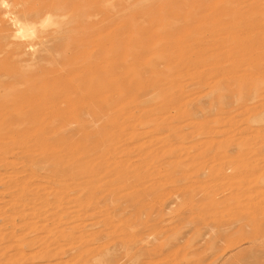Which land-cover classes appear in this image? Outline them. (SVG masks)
<instances>
[{
    "label": "rangeland",
    "instance_id": "rangeland-1",
    "mask_svg": "<svg viewBox=\"0 0 264 264\" xmlns=\"http://www.w3.org/2000/svg\"><path fill=\"white\" fill-rule=\"evenodd\" d=\"M33 1L24 0L22 8L48 4L46 0ZM194 2L67 0L65 10L57 12H65L67 17L57 18V26L42 29L40 39L33 40H41L47 64L53 62L50 67L43 63L49 70L46 80L17 83L18 87L12 85L19 82L13 76L24 70L20 69L23 65L19 61L20 65H14L13 41H4L0 34V264H264V0ZM14 9L19 7L10 11ZM82 13L93 16L90 21L77 18ZM0 15L2 18L1 9ZM74 16L76 25L68 23ZM2 19L3 34L8 36L14 26ZM20 43L23 47L28 44ZM25 51L24 59H29L31 52ZM92 72L97 75L94 80ZM40 88L45 106L48 104L46 115L39 122L14 125L16 114L27 110L19 104L16 89L17 93L38 95ZM87 101L92 102L95 116L102 118L88 112H84L89 114L86 119L84 113L73 118L72 111L83 109ZM88 118L101 128L98 132L100 128L94 127L96 136L89 131L94 125ZM68 119L72 124L65 127L62 124L67 125ZM57 129L62 130L60 134ZM49 160H64L59 170L53 167L61 182L52 185L45 168L38 167ZM86 163H96L91 166L94 187L78 170ZM67 165L73 166V172ZM29 172L37 175L29 180L33 186L27 190L21 183ZM41 189L55 194L50 192L48 199ZM56 203L59 211L53 207ZM60 214L65 215L58 217Z\"/></svg>",
    "mask_w": 264,
    "mask_h": 264
},
{
    "label": "bare ground",
    "instance_id": "bare-ground-1",
    "mask_svg": "<svg viewBox=\"0 0 264 264\" xmlns=\"http://www.w3.org/2000/svg\"><path fill=\"white\" fill-rule=\"evenodd\" d=\"M10 1V0H9ZM12 2H7V1H4V0H0V9H1V13H3V17L2 18H6V20H10L11 21V23L10 24H13V26H14V30L8 35V36H4V31H6V30H4L3 29V19L0 17V34H1V39H4V41L6 40V39H11V41H13L12 43H11V45H14L13 46V50H12V52H11V54L13 55V56H15L14 58H16L17 60V62L16 61H14L15 62V64H14V62H13V64L14 65H16V63H18V61H19V63H21V65H23V67L22 68H20V69H24L23 71H20L19 69V71H18V73L17 74H15L13 77H15L14 78V80L16 79V78H18V79H16L17 81H19V82H16V81H14V82H12V85L14 84L16 87H18L17 86V83L18 84H20V83H22V84H29V83H31V82H33V81H40V82H42L43 80L45 81L46 80V78H45V76L48 74V71L49 70H47V69H45L44 67H43V63H45V64H47V62H48V58L46 57V56H48V55H46L47 54V50L44 48H42V47H40V45H41V40L38 42V43H34L33 42V40H36V39H38L39 38V36H38V34H40L41 33V30L42 29H44V28H46V27H52V26H54V25H56L57 26V24L56 23H58L57 21H56V19L57 18H63V19H65L67 16H66V13L64 12L63 14H60L59 13V15H57V12H59L60 10L59 9H61V10H65V7H66V5H68L69 3H70V1H69V3L67 4V0H46V3H48V4H46V5H39L40 7L39 8H35V7H33V9L31 8H29V9H26V8H22L23 7V2H24V0H11ZM42 1H44V0H42ZM80 1V0H79ZM93 1V0H92ZM96 2L98 1V0H95ZM111 1V0H110ZM142 1H145V0H142ZM190 1V0H189ZM191 1H193V3H195L194 2V0H191ZM196 1V0H195ZM203 1V0H202ZM205 1V0H204ZM207 1V0H206ZM30 2H31V0H30ZM29 2V3H30ZM32 2H35V1H33L32 0ZM76 2V1H75ZM77 2H78V0H77ZM109 2V1H108ZM201 2V1H200ZM10 3V4H9ZM26 3H28V0H27V2ZM38 3V2H37ZM72 3V2H71ZM90 3V2H89ZM102 3V2H101ZM100 3V4H101ZM134 3V2H133ZM146 3V2H145ZM152 3V2H151ZM205 3V2H204ZM209 3V2H208ZM31 4V3H30ZM38 4H40V3H38ZM73 4H74V2H73ZM83 4V3H82ZM81 4V5H82ZM99 4V3H98ZM179 4H181V3H179ZM196 4V3H195ZM200 4V3H199ZM198 4V5H199ZM203 4V3H202ZM207 4V3H206ZM206 4H204V5H206ZM26 5V4H25ZM24 5V6H25ZM34 5V4H33ZM72 5V4H71ZM80 5V4H79ZM80 5V6H81ZM102 5V4H101ZM182 5V4H181ZM32 6V5H31ZM38 6V5H37ZM76 6V8H77V4L75 5ZM88 6V5H87ZM90 6V5H89ZM131 6V5H130ZM196 7H197V5H195ZM200 6H203V5H200ZM207 6H208V4H207ZM13 8V7H19V10L17 11L16 9H14V10H16V11H10V8ZM74 7V6H73ZM83 7V6H82ZM107 7V6H106ZM135 7H137V6H135ZM183 7H185V6H183ZM182 7V8H183ZM204 7V6H203ZM68 8V7H67ZM112 8V7H111ZM114 8H116V7H114ZM133 8V7H132ZM145 8V7H144ZM161 8V7H160ZM172 8V7H171ZM207 8V7H206ZM2 9L4 10V12H2ZM80 9H82V8H80ZM84 9V8H83ZM96 9V8H95ZM137 9V8H136ZM59 10V11H58ZM68 10V9H67ZM81 11V10H80ZM79 11V12H80ZM91 11V10H90ZM123 11V10H122ZM126 11V10H125ZM141 11V10H140ZM161 11V10H160ZM178 11H179V9H178ZM74 12V11H73ZM79 12H77V13H79ZM108 12H110V11H108ZM124 12V11H123ZM69 13H70V10H69ZM181 13V12H180ZM68 14V13H67ZM111 14V13H110ZM202 14V13H201ZM92 14L91 13H82L81 14V16H76L77 18H81L82 20L84 19H86V20H88V21H90L89 19H91V17L93 16H91ZM193 15V14H192ZM1 16V15H0ZM140 16V15H139ZM76 17L74 16V17H72L71 18V20H69V22L68 23H71V22H73V24H75L74 23V20H76ZM97 17V16H96ZM137 17V16H136ZM94 18V17H93ZM92 18V19H93ZM124 18V17H123ZM122 18V19H123ZM139 18V17H138ZM102 19V18H101ZM121 19V18H120ZM67 20V19H66ZM94 20V19H93ZM109 20V19H108ZM116 20V19H115ZM176 20V19H175ZM127 21V20H126ZM179 21V20H178ZM5 22V21H4ZM127 23V22H126ZM208 23V22H207ZM77 24V23H76ZM75 24V25H76ZM89 24H91V23H89ZM88 24V25H89ZM108 24V23H107ZM128 24V23H127ZM150 24V23H149ZM174 24V23H173ZM178 24V23H177ZM3 25V26H2ZM86 25V24H85ZM84 25V28L86 27ZM93 25V24H92ZM132 25H133V23H132ZM138 25V24H137ZM74 26V25H73ZM82 26V25H81ZM11 27H12V25H11ZM75 27H77V26H75ZM79 27H80V25H79ZM78 27V28H79ZM88 27V26H87ZM86 27V28H87ZM92 27V26H91ZM122 27V26H121ZM70 28H72V27H70ZM88 28H90V25H89V27ZM87 28V29H88ZM146 28H147V26H146ZM186 28H188V27H186ZM52 29V28H51ZM80 29V28H79ZM83 29V28H82ZM92 29H94V28H92ZM178 29V28H177ZM67 30V29H66ZM130 30V29H129ZM133 30V29H132ZM139 30V29H138ZM8 31H10V30H8ZM63 31V30H62ZM71 31V30H70ZM84 31V30H83ZM86 31V30H85ZM147 31V30H146ZM49 32V31H48ZM68 32V31H67ZM73 32V31H72ZM75 32H78V31H75ZM80 30H79V34H80ZM174 32V31H173ZM45 33V32H44ZM63 33H65V32H63ZM95 33V32H94ZM145 33V32H144ZM48 34V33H47ZM62 34V32L60 33V35ZM67 34V33H66ZM76 34V33H75ZM85 34V33H84ZM149 34V33H148ZM51 35V34H50ZM68 35V34H67ZM70 35V34H69ZM74 35V34H73ZM142 35V34H141ZM47 36H49V35H47ZM47 36H45V37H47ZM64 36L65 37H67L65 34H64ZM78 37L79 36H82V34L81 35H77ZM145 36V35H144ZM168 36V35H167ZM42 38H44L43 36H41ZM50 37V36H49ZM85 37V36H84ZM90 37H92V36H90ZM141 37H143V36H141ZM41 38V39H42ZM48 38V37H47ZM155 38V37H154ZM0 39V40H1ZM40 39V38H39ZM74 39V38H73ZM87 38L85 37V40H86ZM126 39V38H125ZM47 40V39H46ZM78 40H80V39H78ZM78 40H77V42H78ZM82 40V39H81ZM80 40V41H81ZM84 40V39H83ZM88 40V39H87ZM86 40V41H87ZM99 40H101V39H99ZM113 40V39H112ZM133 40V39H132ZM9 42H10V40H8ZM43 41H44V39H43ZM145 41V40H144ZM20 42H27L28 44L26 45V47H23V43H20ZM45 42V41H44ZM68 42V41H67ZM74 42V41H73ZM91 42V41H90ZM131 42V41H130ZM3 43V42H2ZM98 43V42H97ZM156 43V42H155ZM0 44H1V42H0ZM43 44V43H42ZM65 44H66V42H65ZM69 44V43H68ZM70 44H72L71 42H70ZM118 44V43H117ZM123 44V43H122ZM95 45H96V43H95ZM8 46V43H7V45H6V47ZM10 46V45H9ZM77 46V45H76ZM3 47L5 48V46L3 45ZM2 47V48H3ZM12 47V46H11ZM39 47H40V50H39ZM47 47V46H46ZM63 47V46H62ZM67 47H70L69 45L67 46ZM42 48V49H41ZM66 48V47H65ZM102 48V47H101ZM25 49L27 50V51H30L31 53H30V55H29V59H24V57H25V55H27V53H26V51H25ZM132 49V48H131ZM50 50H52V48H50ZM55 50L57 51V49H55L54 48V51L52 50V52H54V53H57V52H55ZM64 50V49H63ZM98 50V49H97ZM125 50H127V49H125ZM168 50V49H167ZM166 50V51H167ZM61 51V50H60ZM101 51V50H100ZM122 51V50H121ZM135 51V50H134ZM213 51V50H212ZM71 52V51H70ZM74 52V51H73ZM120 52V51H119ZM131 52V51H130ZM157 52V51H156ZM210 52V51H209ZM42 53V54H41ZM53 53V54H54ZM62 53H63V51H62ZM171 53V52H170ZM61 54V53H60ZM117 54V53H116ZM156 54V53H155ZM5 55H6V53H5ZM5 55H4V57H5ZM50 55V54H49ZM55 55V54H54ZM57 55V54H56ZM119 55V54H118ZM180 55V54H179ZM211 55V54H210ZM209 55V56H210ZM221 55V54H220ZM52 56V55H51ZM61 56V55H60ZM97 56V55H96ZM120 56H121V54H120ZM136 56V55H135ZM217 56V55H216ZM93 57V56H92ZM98 57V56H97ZM100 57V56H99ZM111 57H113V56H111ZM118 57V56H117ZM174 57V56H173ZM180 57V56H179ZM3 58V57H2ZM1 58V59H2ZM9 58H11V55H10V57ZM116 58V57H115ZM121 58V57H120ZM119 58V59H120ZM106 59V58H105ZM118 59V60H119ZM4 60H8L7 62H9V59L6 57V59L4 58ZM3 60V61H4ZM53 60V59H52ZM97 60V59H96ZM11 61V60H10ZM100 61V60H99ZM163 61V60H162ZM209 61V60H208ZM82 62V61H81ZM91 62H93V61H91ZM95 62V61H94ZM18 63V64H19ZM23 63V64H22ZM53 62H51V64H52ZM68 63L69 62H67V65H68ZM121 63V62H120ZM50 64V62H49V64H47V65H49L48 67H50V66H52ZM55 64V63H54ZM61 64V63H60ZM122 64H124V63H122ZM162 64V63H161ZM13 65V66H14ZM20 65V64H19ZM18 65V66H19ZM62 65V64H61ZM70 65V64H69ZM96 65V64H95ZM100 65V64H99ZM171 65V64H170ZM215 65V64H214ZM44 66H46V65H44ZM56 66V65H55ZM20 67V66H19ZM19 67H17V68H19ZM64 67H65V65H64ZM125 67V66H124ZM170 67V66H169ZM214 67V66H213ZM54 68V67H53ZM62 68H63V66H62ZM72 68V67H71ZM98 68V67H97ZM110 68V67H109ZM116 68V67H115ZM120 68V67H119ZM157 68V67H156ZM161 68V67H160ZM15 69V68H14ZM105 69V68H104ZM95 70V69H94ZM107 70V68L105 69V71ZM170 70V69H169ZM17 71V70H16ZM62 71V70H61ZM101 71V73H103L102 72V69L100 70ZM110 71V70H109ZM168 71V70H167ZM166 71V72H167ZM212 71V70H211ZM65 72H67V71H65ZM112 72H113V70H112ZM14 73V72H13ZM63 73V72H62ZM68 73V72H67ZM93 73V72H92ZM97 73V72H96ZM105 73V72H104ZM122 73V72H121ZM54 74H56V73H54ZM63 74H65V73H63ZM78 74V73H77ZM100 74V73H99ZM110 74V73H109ZM113 74H114V72H113ZM11 75V74H10ZM13 75V74H12ZM12 75L10 76V77H12ZM58 75V74H57ZM93 77H91L92 79L95 77V76H97V75H95L94 73H93ZM106 75H108L107 73H106ZM126 75V74H125ZM124 75V76H125ZM164 75V74H163ZM205 75H207V74H205ZM259 75V74H258ZM90 76H91V74H90ZM103 76V75H102ZM110 76V75H109ZM9 77V76H8ZM47 77V76H46ZM89 77V76H88ZM99 77V76H98ZM103 77H105V76H103ZM129 77V76H128ZM56 79H57V77H55ZM108 78V77H107ZM119 78V77H118ZM61 79V78H60ZM98 79V78H97ZM168 79V78H167ZM4 80V79H3ZM10 80V79H9ZM59 79H57V81H58ZM67 80H68V78H67ZM94 80V79H93ZM110 80V79H109ZM113 80V79H112ZM144 80V79H143ZM203 80V79H202ZM201 80V81H202ZM10 81H12V80H10ZM43 81V82H44ZM60 81V80H59ZM65 81V80H64ZM77 81V80H76ZM133 81V80H132ZM135 81V80H134ZM205 81V80H204ZM3 82V81H2ZM62 82V81H61ZM68 82V81H67ZM106 82H107V79H106ZM105 82V83H106ZM120 82V81H119ZM5 83H6V81H5ZM16 83V84H15ZM54 83V82H53ZM63 83V82H62ZM72 83V82H71ZM1 84V83H0ZM47 84V83H46ZM112 84V83H111ZM129 84V83H128ZM133 84V83H132ZM131 84V85H132ZM21 85V84H20ZM19 85V86H20ZM45 85V84H44ZM43 85V86H44ZM52 85V84H51ZM56 85H58V83H56ZM123 85V84H122ZM121 85V86H122ZM126 85V84H125ZM24 86V85H23ZM47 86H49V85H47ZM127 86V85H126ZM133 86V85H132ZM26 87V86H25ZM28 87H29V85H28ZM46 87V86H45ZM58 87V86H57ZM111 87V86H110ZM10 88H11V85H10ZM41 88H43V87H41ZM40 88V90H42V93H40V94H36V95H32V94H30V95H28V94H24V93H20V92H18L17 93V89H16V95L18 96V100H19V104H22V105H24L25 107V109H27V110H25V113H23V114H16V118H17V122H13L14 123V125H15V123H22V125L24 124V123H35V122H39L38 121V119L39 118H41L43 115H46V110H47V108H48V104L46 105L47 106V108H46V106H45V97H44V94H43V89H41ZM51 88V87H50ZM62 88V87H61ZM69 88V87H68ZM75 88V87H74ZM77 88V87H76ZM75 88V89H76ZM86 88V87H85ZM120 88V87H119ZM8 89V88H7ZM21 89V88H20ZM24 89V88H23ZM31 89H32V87H31ZM52 89H54V85H53V88ZM64 89V88H63ZM110 89V88H109ZM126 89V88H125ZM247 89V88H246ZM39 90V89H38ZM58 90V89H57ZM66 90H67V88H66ZM107 90V89H106ZM112 90V89H111ZM110 90V91H111ZM219 90V89H218ZM4 91V90H3ZM45 91V90H44ZM53 91V93L52 94H54V90H52ZM59 91V90H58ZM62 91V90H61ZM69 91H70V89H69ZM101 91L102 90H100V91H98L97 93L99 94V92L101 93ZM1 92V91H0ZM23 92V91H22ZM60 92V91H59ZM67 92V91H66ZM13 94H14V92H12ZM25 93H27V91H25ZM38 93V92H37ZM44 93H46V91L44 92ZM47 93H48V91H47ZM46 93V95H48ZM56 93H57V91H56ZM85 93V92H84ZM103 93V92H102ZM119 93V92H118ZM133 93V92H132ZM7 94V93H6ZM57 94H59V93H57ZM60 94H62V93H60ZM66 94H69V93H66ZM71 94V93H70ZM69 94V95H70ZM4 95V94H3ZM16 95L14 94V97H16ZM45 95V96H46ZM64 95V94H63ZM74 95L76 96L77 95V93H74ZM79 95V94H78ZM13 96V95H12ZM60 96V98H61V95H59ZM73 96V95H72ZM104 96V95H103ZM107 97L109 96V94L108 95H106ZM117 96V95H116ZM124 96V95H123ZM137 96V95H136ZM219 96V95H218ZM46 97H48V96H46ZM49 97H52V95L50 96L49 95ZM54 97V96H53ZM78 97V96H77ZM79 97H80V95H79ZM88 97V96H87ZM126 98H127V96H125ZM131 97V96H130ZM55 98V97H54ZM70 99H71V97H69ZM74 98H76V97H74ZM52 99V98H51ZM55 99H57V96H56V98ZM89 99H90V97H89ZM18 100H16V101H18ZM100 100V99H99ZM106 100H108V99H106ZM49 101V100H48ZM76 101V100H75ZM108 101H110V99L108 100ZM20 102H22V103H20ZM59 102V101H58ZM77 102V101H76ZM99 102V101H98ZM218 102V101H217ZM18 103V102H17ZM49 103V102H48ZM53 103H55L54 102V100H53ZM81 103V102H80ZM86 103H88V105L85 107H83V109H81V108H79V110H75V111H72V113L73 114H71V115H73V118H75V117H77V119L79 118V117H81L82 116V114L85 112H88L89 114H91V115H93L94 117H97L98 115H96L95 116V108H93V106H91L92 104V102L91 103H89L88 101L86 102ZM100 103V102H99ZM103 102L101 101V104H102ZM105 103H108L107 101L105 102ZM14 104V103H13ZM50 104V103H49ZM59 104V103H58ZM91 104V105H90ZM110 104V103H109ZM51 105V104H50ZM53 105V104H52ZM78 105H81V104H78ZM83 105H85V104H83ZM100 105V104H99ZM108 105V104H107ZM15 106V105H14ZM21 106V105H20ZM61 106V105H60ZM60 106H59V109H60ZM62 106H63V104H62ZM76 106V105H75ZM110 106V105H109ZM112 106V105H111ZM111 106H110V108H111ZM129 106V105H128ZM23 107V106H22ZM58 107V106H57ZM56 108V107H55ZM63 108H65V107H63ZM103 108V107H102ZM109 108V107H108ZM5 109V108H4ZM22 109V108H21ZM56 109H58V108H56ZM68 109V108H67ZM77 109V108H76ZM105 109V108H104ZM104 109H101V110H104ZM113 109V108H112ZM10 110V109H9ZM15 110V109H14ZM71 110V109H70ZM74 110V109H73ZM100 110V109H99ZM101 110H100V112H101ZM105 110H108V109H105ZM114 110V109H113ZM54 111V110H53ZM57 111V110H56ZM55 111V112H56ZM97 111V110H96ZM112 111V110H111ZM20 112V111H19ZM59 112H61V111H59ZM63 112H64V109H63ZM103 112V111H102ZM107 112H109V111H107ZM134 112V111H133ZM69 113V112H68ZM67 113V114H68ZM85 113L83 114V118H85V117H88L87 115H89V114H86V116H85ZM124 113V112H123ZM131 113V112H130ZM237 113V112H236ZM60 114V113H59ZM65 114H66V112H65ZM66 114V115H67ZM97 114H99V113H97ZM102 114V113H101ZM108 114V113H107ZM111 114V113H110ZM13 115V114H12ZM70 115V114H69ZM62 116V115H61ZM75 116V117H74ZM85 116V117H84ZM104 116H106V115H104ZM104 116H103V118H104ZM14 117V118H15ZM89 117H91V116H89ZM98 117H101L100 115L98 116ZM97 117V118H98ZM11 118H12V116H11ZM14 118H12V119H14ZM43 118V117H42ZM44 118H45V116H44ZM63 118V117H62ZM65 118V117H64ZM102 118V117H101ZM100 118V119H101ZM119 118V117H118ZM46 119H48V117L46 118ZM86 119V118H85ZM89 119V118H88ZM93 119V118H92ZM92 119L90 120V123H91V121H92ZM95 119V118H94ZM99 119V118H98ZM117 119V118H116ZM40 120V119H39ZM58 120V119H57ZM60 120V119H59ZM69 121L71 120V119H68ZM67 120V121H68ZM103 120V119H102ZM106 120V119H105ZM107 120H108V118H107ZM140 120V119H139ZM3 121V120H2ZM10 121H11V119H10ZM15 121V120H14ZM51 121V120H50ZM61 121V120H60ZM59 121V123H61ZM104 121V120H103ZM5 122V121H4ZM12 122V121H11ZM86 122H88V124L87 123H85V124H87V125H90V123H89V121H86ZM102 122V121H101ZM105 122V121H104ZM104 122H103V126H105V124H104ZM51 123V122H50ZM54 123V122H53ZM57 123V122H56ZM59 123H57V125L59 124ZM63 123V122H62ZM61 123V124H62ZM72 124V122L70 121L69 123H67V125L64 123V124H62V125H65V127L66 126H68V124ZM78 123H82V124H84V122H78ZM106 123V122H105ZM3 124V123H2ZM81 124V125H82ZM92 124V123H91ZM97 124V123H96ZM144 124V123H143ZM1 125V124H0ZM38 125V124H37ZM52 125V124H51ZM56 125V124H55ZM54 125V126H55ZM56 125V126H57ZM62 125H58V126H62ZM74 125V124H73ZM92 125H94V124H92ZM91 125V126H92ZM102 125V124H101ZM100 125V126H101ZM113 125V124H112ZM7 126V125H6ZM33 126V125H32ZM56 126H55V128H56ZM10 127V126H9ZM80 127H83V125L82 126H80ZM85 127V126H84ZM95 127V125L93 126V127H91V128H94ZM96 127H99V125L98 126H96ZM95 127V128H96ZM106 127L108 128L109 127V125H107V123H106ZM106 127H104L105 128V130H106ZM111 127V126H110ZM110 127H109V129H110ZM3 128V127H2ZM36 128V127H35ZM58 128V127H57ZM87 128V130H88V127H86ZM89 129V131L91 130V131H94V130H96V129ZM100 128V127H99ZM127 128V127H126ZM5 129H6V127H5ZM53 129V128H52ZM58 129H60V128H58ZM57 129V130H58ZM69 129V128H68ZM4 130V129H3ZM19 130V129H18ZM62 130L64 131V129L62 128ZM62 130H58V133L59 132H61ZM84 131H85V129H83ZM99 130H101V128L100 129H98V132H100ZM27 131V130H26ZM50 131V130H49ZM68 131V130H67ZM80 131H82V130H80ZM83 131V132H84ZM107 131H109L108 129H107ZM29 132V131H28ZM34 132V131H33ZM51 132V131H50ZM106 132V131H105ZM111 132V131H110ZM3 133H5L4 131H3ZM11 133V132H10ZM65 133H66V129H65ZM93 133V132H92ZM94 133H95V136H96V131H94ZM108 133V132H107ZM115 133V132H114ZM55 134H56V132H55ZM54 134V135H55ZM60 134V133H59ZM58 134V135H59ZM66 134H68V133H66ZM66 134H62V135H66ZM82 134V133H81ZM90 134V133H89ZM89 134H87V136L86 135H84L85 137H87L88 138V135ZM100 134H102V133H100ZM27 135V134H26ZM36 135V134H35ZM99 135V134H98ZM109 135V134H108ZM115 135V134H114ZM117 135V134H116ZM120 135V134H119ZM124 135V134H123ZM49 136V135H48ZM82 136V135H81ZM90 136V135H89ZM93 136H94V134H93ZM92 136V137H93ZM94 136V137H95ZM102 136H103V134H102ZM104 136H107V135H104ZM28 137V136H27ZM34 137V136H33ZM83 137V136H82ZM84 137V138H85ZM93 137V138H94ZM109 137V136H108ZM135 137V136H134ZM134 137H132V138H134ZM137 137V136H136ZM8 138V137H7ZM14 138V137H13ZM56 138H59L60 140H61V138L62 137H56ZM83 138V139H84ZM110 138V137H109ZM113 138V137H112ZM17 139V138H16ZM64 139H66V136H64ZM101 139H103V138H101ZM105 139V138H104ZM111 139V138H110ZM188 139V138H187ZM25 140V139H24ZM27 140V139H26ZM90 140V139H89ZM92 140V139H91ZM90 140V141H91ZM94 140H96L95 138H94ZM117 140V139H116ZM13 141V140H12ZM50 141V140H49ZM85 141V140H84ZM97 142H98V140H96ZM95 141V142H96ZM105 141V140H104ZM119 141H121V140H119ZM118 141V142H119ZM22 142V141H21ZM25 142V141H24ZM29 142H30V140H29ZM53 142V141H52ZM95 142H94V146H95ZM109 142V141H108ZM107 142V138H106V143H108ZM110 142H111V140H110ZM113 142H114V140H113ZM116 142V141H115ZM5 143V142H4ZM19 143V142H18ZM33 143V142H32ZM36 143V142H35ZM34 143V144H35ZM57 143V142H56ZM60 143V142H59ZM65 143H67V142H65ZM69 143V142H68ZM85 143V142H84ZM102 143V142H101ZM101 143H99V144H101ZM105 143V144H106ZM117 143V142H116ZM3 144V143H2ZM13 144V143H12ZM20 144V143H19ZM91 144H93L92 143V141H91ZM98 144V143H97ZM56 145H58V144H56ZM87 145V144H86ZM88 145H89V143H88ZM115 145V144H114ZM24 146V145H23ZM41 146V145H40ZM61 146V145H60ZM92 146V145H91ZM101 147H102V145H100ZM107 146H109L108 144H107ZM85 146H83V148H84ZM93 147V146H92ZM96 147V146H95ZM100 147V148H101ZM105 147V146H104ZM104 147H103V149H104ZM14 148V147H13ZM16 148V147H15ZM64 148V147H63ZM74 148V147H73ZM86 148V147H85ZM91 148V147H90ZM90 148H88L89 150H91ZM94 148V147H93ZM96 148H98V147H96ZM95 148V149H96ZM114 148V147H113ZM122 148V147H121ZM43 149H44V147H43ZM42 149V150H43ZM51 149V148H50ZM57 149V148H56ZM99 149V148H98ZM102 149V148H101ZM103 149H102V151H103ZM115 149H118L117 147L115 148ZM114 149V150H115ZM33 150V149H32ZM64 150V149H63ZM71 150V149H70ZM113 150V149H112ZM14 151V150H13ZM16 151V150H15ZM83 151V150H82ZM93 151H96V150H93ZM92 151V152H93ZM43 152V151H42ZM90 152V151H89ZM17 153V152H16ZM25 153V152H24ZM24 153H22V154H24ZM81 153V152H80ZM79 153V154H80ZM97 153V152H96ZM117 153V152H116ZM115 152L113 153V154H116ZM15 154V153H14ZM13 154V155H14ZM21 154V155H22ZM29 154V153H28ZM44 154V153H43ZM70 154V153H69ZM68 154V155H69ZM89 154V153H88ZM102 154V153H101ZM103 154H105V153H103ZM4 155V154H3ZM27 155V154H26ZM25 155V156H26ZM42 155V154H41ZM77 156V155H76ZM75 156V157H76ZM84 156V155H83ZM94 156V155H93ZM99 156V155H98ZM23 157V156H22ZM21 157V158H22ZM43 157H45V156H43ZM75 157H72V160H73V158L75 159ZM92 157V156H91ZM105 157V156H104ZM107 157V156H106ZM15 158V157H14ZM33 158V157H32ZM55 158V157H54ZM53 157H52V159L51 158H48V159H51V160H53L54 159ZM82 158V157H81ZM114 158V157H113ZM27 159V158H26ZM29 159V158H28ZM42 159V158H41ZM45 159H47V158H45ZM57 159H59V157L57 158ZM61 159H64V158H61ZM66 159V158H65ZM64 159V160H65ZM109 159V158H108ZM32 159H30V162H32L31 161ZM40 160V159H39ZM51 160H49V161H47V162H45V161H43V163H41V165H39L38 167L40 168V167H44L45 169L48 167V170L46 169V171H45V169H44V171L43 172H47L46 173V178L48 179V181H49V183L52 185V182H55V184L56 183H59V182H61L60 181V179L59 178H57L58 176H55L54 174H53V167L54 168H56V169H58L57 167H59V169H60V166L61 165H63V161L62 162H60L59 160H57V161H51ZM68 160H70V159H68ZM76 160L77 159H75V160H73V161H75V163H76ZM83 160V159H82ZM88 160V159H87ZM110 160V159H109ZM123 160V159H122ZM51 161V163H49ZM90 161V160H89ZM4 162V161H3ZM28 162V161H27ZM101 161H99V163L97 162V164H98V166H100L99 164H101L100 163ZM117 162V161H116ZM73 164H74V162H72ZM84 163V162H83ZM91 163V162H90ZM93 163H94V161H93ZM92 163V165H90L89 163H86V165H80L79 167H80V169H78V170H80L83 174H82V176H85V178H86V181H89V183H91V184H93V186L92 187H94L95 185H94V183H93V180H91L92 179V177H94V179H95V176H94V174H93V176L91 175L92 173H94L92 170V168L93 167H91V166H94L95 164H93ZM118 163V162H117ZM121 163V162H120ZM26 164V163H25ZM24 164V165H25ZM38 164V163H37ZM40 164V163H39ZM85 164V163H84ZM89 164V165H88ZM111 164V163H110ZM109 164V165H110ZM27 165H30V164H28L27 163ZM88 165V166H87ZM119 165V164H118ZM121 165H123V164H121ZM19 167L21 166L20 164L18 165ZM17 166V167H18ZM33 166V165H32ZM70 166V165H69ZM68 165L66 166V168L67 167H69ZM96 166V165H95ZM102 166V165H101ZM100 166V167H101ZM124 166V165H123ZM63 167V166H62ZM100 167H98L99 168V170L102 168H100ZM118 167V166H117ZM128 167V166H127ZM10 168V167H9ZM15 168V167H14ZM24 168V167H23ZM37 168V167H36ZM73 168V166H70L69 167V170H71ZM112 168V167H111ZM122 168V167H121ZM17 169V168H16ZM31 169V168H30ZM40 169H42V168H40ZM58 169V170H59ZM65 168H63L62 170H64ZM114 169V168H113ZM115 169H116V165H115ZM118 169H120V167H118ZM123 169V168H122ZM128 169V168H127ZM127 169H126V171H127ZM134 169V168H133ZM33 170V169H32ZM72 170H74V169H72ZM71 170V171H72ZM102 170V169H101ZM108 170H110V169H108ZM112 170V169H111ZM121 170V169H120ZM124 170V169H123ZM122 170V171H123ZM37 171H38V169H37ZM66 171V169L64 170V172ZM105 171H107V170H105ZM104 171V172H105ZM115 171V170H114ZM137 171V170H136ZM19 172V171H18ZM36 172V171H35ZM42 172V171H41ZM58 171H56V173H57ZM67 172V171H66ZM73 172V171H72ZM75 172V171H74ZM111 172V171H110ZM113 172V171H112ZM55 173V174H56ZM68 173V172H67ZM107 173H109V172H107ZM106 173V174H107ZM115 173V172H114ZM118 173V172H117ZM126 173V172H125ZM22 174V173H21ZM38 174H40V173H38ZM43 174V173H42ZM60 174V173H59ZM71 174V173H70ZM98 174V173H97ZM105 174V175H106ZM127 174V173H126ZM14 175V174H13ZM20 175V174H19ZM23 175V174H22ZM37 175V173L35 174L34 172H29L28 174H27V176H26V179L21 183L22 185H23V188L25 187L26 189H27V187H30V186H33V185H31V183L29 182V180H33V178H35V176ZM45 175V174H44ZM61 175V174H60ZM80 175V174H79ZM95 175H96V173H95ZM112 175V174H111ZM111 175H110V177H111ZM128 175V174H127ZM127 175H126V177H127ZM12 176V175H11ZM11 176H10V178H11ZM21 176V175H20ZM72 176V175H71ZM75 176H77L76 174H75ZM74 176V177H75ZM97 176V175H96ZM108 176V175H107ZM115 176V175H114ZM114 176L112 177V178H114ZM122 176H124V175H122ZM22 177V176H21ZM69 177V176H68ZM98 177V176H97ZM96 177V178H97ZM100 177H102V176H100ZM126 177H124V178H126ZM142 177V176H141ZM13 178H15V177H13ZM18 178V177H17ZM38 178V177H37ZM41 178H43V176L41 177ZM63 178V177H62ZM89 178V179H88ZM104 178V177H103ZM122 178V177H121ZM16 179V178H15ZM38 179H40V178H38ZM37 179V180H38ZM47 179H45V180H47ZM110 179V178H109ZM108 179V180H109ZM118 179V178H117ZM8 180V179H7ZM7 180H5V181H7ZM11 180V179H10ZM18 180V179H17ZM20 180V179H19ZM62 180H64L65 181V178L64 179H62ZM79 180H80V177H79ZM96 180V179H95ZM99 180H101V179H99ZM123 180V179H122ZM127 180V179H126ZM141 180V179H140ZM139 180V181H140ZM22 181V180H21ZM42 181V180H41ZM67 181V180H66ZM98 181V180H97ZM113 181V180H112ZM119 180H117V181H115V182H118ZM9 182H11V181H9ZM8 182V183H9ZM35 182V181H34ZM43 182H44V180H43ZM95 182V181H94ZM104 182V181H103ZM64 183V182H63ZM80 183V182H79ZM83 183V182H82ZM81 183V184H82ZM87 183V182H86ZM96 183V182H95ZM105 183H107V182H105ZM62 184V183H61ZM72 184V182L70 183V185ZM74 184H76V183H74ZM84 184V183H83ZM88 184V183H87ZM113 184V183H112ZM118 184V183H117ZM127 184H128V182H127ZM6 185V184H5ZM11 185V184H10ZM9 185V186H10ZM20 185V184H19ZM54 185V184H53ZM64 185H66V182H65V184ZM68 185V184H67ZM66 185V186H67ZM80 185V184H79ZM90 185V184H89ZM114 185H116L115 183H114ZM113 185V186H114ZM12 186V185H11ZM45 186H47V185H45ZM55 186V185H54ZM63 186V185H62ZM62 186H60V187H62ZM4 187V186H3ZM21 187V186H20ZM48 187V186H47ZM49 187H52V186H49ZM57 187V186H56ZM75 187V186H74ZM12 187H10V189H11ZM18 188V187H17ZM43 188V187H42ZM67 188H70V187H67ZM77 188V187H76ZM76 188H74V189H76ZM123 188V187H122ZM126 188V187H125ZM128 188V187H127ZM5 189V188H4ZM19 189V188H18ZM49 189V188H48ZM73 189V188H72ZM72 189H70L71 191H72ZM82 189V188H81ZM85 189V188H84ZM91 189V188H90ZM93 189V188H92ZM17 190V189H16ZM28 190V189H27ZM26 190V191H27ZM36 190H38V189H36ZM80 190V189H79ZM107 190V189H106ZM25 190L23 191V192H26ZM34 191V190H33ZM84 191H86V189L84 190ZM102 191V190H101ZM2 192V191H1ZM11 192H13V191H11ZM28 192V191H27ZM26 192V193H27ZM31 192H32V190H31ZM31 192H29V194H31ZM39 192H40V190H39ZM41 192L42 193H44V194H42V195H45V194H47V198L49 199V197H48V195L50 194V192H48L46 189H41ZM54 192V193H53ZM53 192H51L52 194H55V191H53ZM59 192H61V191H59ZM89 192V191H88ZM105 192V191H104ZM3 193V192H2ZM2 193H1V195H2ZM19 193V192H18ZM34 193H35V195H36V192L34 191ZM58 193V192H57ZM63 193V192H62ZM69 193H71V192H69ZM73 193V192H72ZM32 194H33V192H32ZM41 194V193H40ZM87 194V193H86ZM19 195V194H18ZM22 195V194H21ZM62 195V194H61ZM72 195H74V194H72ZM85 195V194H84ZM96 195V194H95ZM122 195H124V194H122ZM121 195V196H122ZM41 196V195H40ZM78 196V195H77ZM93 196V195H92ZM102 196V195H101ZM17 197H19V196H17ZM39 197V196H38ZM53 197V196H52ZM51 197V198H52ZM56 197V196H55ZM62 197H63V195H62ZM61 197V198H62ZM71 197V196H70ZM75 197V196H74ZM73 197V198H74ZM116 197V196H115ZM195 197V196H194ZM28 198V197H27ZM26 198V199H27ZM36 198V197H35ZM43 198V197H42ZM50 198V199H51ZM60 198V199H61ZM124 198V197H123ZM33 199V198H32ZM41 199V198H40ZM55 199V198H54ZM58 199V198H57ZM59 199V200H60ZM1 200V199H0ZM34 200V199H33ZM52 200V199H51ZM62 200V199H61ZM67 200H69V199H67ZM71 200V199H70ZM73 200H75V202H77L76 201V199H72L71 201L72 202H74ZM109 200V199H108ZM4 201V200H3ZM29 201V200H28ZM35 201V200H34ZM63 201H65V200H63ZM6 202V201H5ZM33 202V201H32ZM38 202V201H37ZM41 201H39V203H40ZM43 203H45L44 201H42ZM116 202V201H115ZM34 203H36V202H34ZM33 203V204H34ZM55 203V202H54ZM78 203V202H77ZM104 203V202H103ZM18 204V203H17ZM27 204V203H26ZM47 204H48V202H47ZM69 204V203H68ZM14 205V204H13ZM40 206H41V204H39ZM44 205V204H43ZM51 205V204H50ZM49 205V206H50ZM54 205H57V203L56 204H53V207H55ZM35 206V205H34ZM87 206V205H86ZM9 207H11L10 205H9ZM29 207V206H28ZM36 207V206H35ZM44 207H47V206H44ZM62 207V206H61ZM64 207V206H63ZM77 207V206H76ZM30 208V207H29ZM42 208V207H41ZM51 208H52V206H51ZM56 208V207H55ZM66 208V207H65ZM68 208V207H67ZM111 208V207H110ZM36 209V208H35ZM45 209H47V208H45ZM49 209V208H48ZM52 209H54V208H52ZM57 210H58V208H56ZM62 209V208H61ZM81 209V208H80ZM109 209V208H108ZM13 210V209H12ZM18 210V209H17ZM31 210V209H30ZM44 210V209H43ZM50 210V209H49ZM36 211V210H35ZM38 211V210H37ZM40 211V210H39ZM53 211V210H52ZM56 211V210H55ZM54 211V212H55ZM59 211V210H58ZM32 212H34V211H32ZM32 212H30V213H32ZM61 212H62V210H61ZM25 213V212H24ZM29 213V212H28ZM36 213V212H35ZM38 213V212H37ZM37 213H36V215H37ZM40 213V212H39ZM43 213V212H42ZM45 213V212H44ZM50 213H51V210H50ZM60 213V212H59ZM68 213H69V211H68ZM21 214V213H20ZM103 214V213H102ZM33 215V214H32ZM35 215V214H34ZM39 215V214H38ZM50 215H52V213L50 214ZM64 216L63 214H60L58 217H60V216ZM92 215V214H91ZM260 215V214H259ZM3 216V215H2ZM6 216V215H5ZM31 216V215H30ZM40 216H41V214H40ZM53 216H55V215H53ZM68 216H70V215H66V217L68 218ZM94 216V215H93ZM108 216V215H107ZM8 217H9V215H8ZM28 217H29V215H28ZM34 217V216H33ZM47 217H48V215H47ZM52 217V216H51ZM58 217H56V218H58ZM44 218V217H43ZM61 218H63V217H61ZM25 219V218H24ZM38 219V218H37ZM45 219V218H44ZM66 219V218H65ZM19 220V219H18ZM39 220V219H38ZM42 220V219H41ZM48 220V219H47ZM42 221H44V220H42ZM51 221V220H50ZM19 222V221H18ZM52 222H53V220H52ZM61 222H63V221H60V223ZM54 223V222H53ZM58 223V222H57ZM19 224V223H18ZM52 224V223H51ZM62 224V223H61ZM63 225V224H62ZM68 225V224H67ZM24 226V225H23ZM32 226V225H31ZM91 226V225H90ZM18 228V227H17ZM28 228V227H27ZM33 228V227H32ZM41 228V227H40ZM76 228V227H75ZM30 229V228H29ZM34 229H35V227H34ZM42 229V228H41ZM62 229V228H61ZM60 229V230H61ZM65 229H67V228H65ZM72 229H74V227L72 228ZM32 230V229H31ZM30 230V231H31ZM39 230V229H38ZM37 230V231H38ZM63 230V229H62ZM70 230V229H69ZM36 231V230H35ZM64 231V230H63ZM28 232H29V230H28ZM33 232V231H32ZM62 233V232H61ZM84 233H85V231H84ZM81 234V233H80ZM90 234V233H89ZM25 236V235H24ZM55 236V235H54ZM59 236H61V235H59ZM63 236V235H62ZM61 236V237H62ZM79 236V235H78ZM81 236V235H80ZM43 237V236H42ZM47 237V236H46ZM63 238V237H62ZM65 238V237H64ZM81 238V237H80ZM23 239V238H22ZM66 239V238H65ZM89 239H91V238H89ZM43 240V239H42ZM85 240V239H84ZM32 241V240H31ZM77 243V242H76ZM89 243H90V241H89ZM37 244V243H36ZM85 244V243H84ZM29 246V245H28ZM39 246V245H38ZM79 246H82V245H79ZM38 248V247H37ZM62 248V247H61ZM83 248H84V246H83ZM64 249V248H63ZM49 250V249H48ZM53 250V249H52ZM41 251V250H40ZM59 254V253H58ZM21 255V254H20ZM59 255H61V254H59ZM58 255V256H59ZM75 255V254H74ZM43 257H44V255H43ZM20 258V257H19ZM37 259V258H36ZM71 259V258H70ZM39 260V259H38ZM21 261V260H20ZM57 261V260H56ZM49 262V261H48ZM55 263V262H54ZM66 263V262H65ZM74 263V262H73Z\"/></svg>",
    "mask_w": 264,
    "mask_h": 264
}]
</instances>
